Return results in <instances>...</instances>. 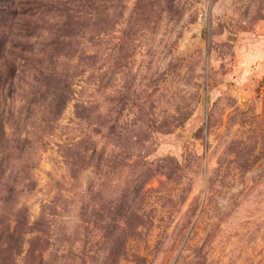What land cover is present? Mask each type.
Listing matches in <instances>:
<instances>
[{
    "label": "rangeland",
    "instance_id": "1",
    "mask_svg": "<svg viewBox=\"0 0 264 264\" xmlns=\"http://www.w3.org/2000/svg\"><path fill=\"white\" fill-rule=\"evenodd\" d=\"M0 264H264V0H0Z\"/></svg>",
    "mask_w": 264,
    "mask_h": 264
}]
</instances>
